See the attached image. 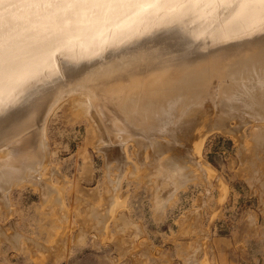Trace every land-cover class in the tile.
<instances>
[{
    "label": "bare ground",
    "instance_id": "bare-ground-1",
    "mask_svg": "<svg viewBox=\"0 0 264 264\" xmlns=\"http://www.w3.org/2000/svg\"><path fill=\"white\" fill-rule=\"evenodd\" d=\"M54 44L58 50L49 58ZM0 45V190L7 194L48 162L47 125L67 101L98 130V146L107 141L121 149L134 142L139 152L153 148V176L174 181L176 188L190 178L186 166L193 165L187 164L193 154L184 155L178 142L190 141L196 127L232 133L252 123V141L264 145V5L145 0L89 10L4 0ZM233 119L238 127L232 129ZM205 129L204 136L196 129L203 139Z\"/></svg>",
    "mask_w": 264,
    "mask_h": 264
},
{
    "label": "rangeland",
    "instance_id": "rangeland-1",
    "mask_svg": "<svg viewBox=\"0 0 264 264\" xmlns=\"http://www.w3.org/2000/svg\"><path fill=\"white\" fill-rule=\"evenodd\" d=\"M72 109L67 101L49 120V163L9 186L7 198L0 190V264H264V145L252 141V123L240 132L237 120L230 122L245 137L236 128L206 126L205 139L196 127L202 135L195 129L181 141L188 151L175 143L193 154L186 158L190 178L176 188L153 176V148L139 152L130 142L123 150L107 141L99 147L98 130Z\"/></svg>",
    "mask_w": 264,
    "mask_h": 264
},
{
    "label": "snow or ice",
    "instance_id": "snow-or-ice-1",
    "mask_svg": "<svg viewBox=\"0 0 264 264\" xmlns=\"http://www.w3.org/2000/svg\"><path fill=\"white\" fill-rule=\"evenodd\" d=\"M4 0H0L3 3ZM30 3H44V4H66V5H77L86 6L89 10L93 8H101L108 6H119L125 3H143L145 0H25ZM149 4H176V3H191V2H202V0H147ZM221 2H227V0H221ZM244 3L249 4H261L264 5V0H243ZM57 46L54 44L51 51L48 53L49 58L57 51ZM4 59H3V47L0 45V71L3 70Z\"/></svg>",
    "mask_w": 264,
    "mask_h": 264
}]
</instances>
